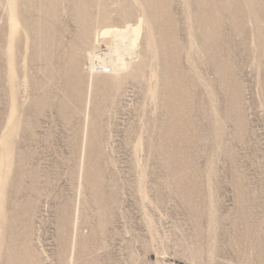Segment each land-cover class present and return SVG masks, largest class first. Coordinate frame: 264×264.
<instances>
[{"label":"rangeland","instance_id":"rangeland-1","mask_svg":"<svg viewBox=\"0 0 264 264\" xmlns=\"http://www.w3.org/2000/svg\"><path fill=\"white\" fill-rule=\"evenodd\" d=\"M24 1L29 48L17 37L9 60L0 30V264H70L74 226L72 264H264V0ZM108 28L143 64L116 103L97 92L83 161L87 77L69 59L87 39L104 57Z\"/></svg>","mask_w":264,"mask_h":264},{"label":"bare ground","instance_id":"bare-ground-1","mask_svg":"<svg viewBox=\"0 0 264 264\" xmlns=\"http://www.w3.org/2000/svg\"><path fill=\"white\" fill-rule=\"evenodd\" d=\"M28 1V0H27ZM41 1V0H40ZM43 1V0H42ZM87 1V0H86ZM93 1V0H92ZM101 1L102 0H95V2H96V8H97V11H98V14H100V13H102L103 12V8H104V6H103V4H101ZM141 1H144V4H145V6H146V3H145V0H141ZM25 1L24 0H0V8L2 9V17L0 18L1 19V21H0V30L1 29H6L7 30V32H8V40H7V44H6V46H5V48H6V52H7V54L9 55V60H10V58H12L11 56L13 55V52H14V48H15V39L17 38V37H20V38H25L27 41H26V44H25V46H26V48L25 49H28L29 48V35H28V33L26 32V29H27V27L26 26H24L23 25V13H22V10H21V8H22V5H24L25 3H24ZM38 2V1H37ZM61 2V1H60ZM146 2H148V1H146ZM31 3V2H30ZM57 3V0H44L43 2H40V5H39V14H41V11H45L46 13L45 14H49L50 12H51V7L53 6V5H55ZM75 3V2H74ZM84 3V2H83ZM93 3V2H92ZM102 3H104L105 5H106V3L105 2H102ZM141 3H143V2H141ZM27 4V3H26ZM39 4V3H38ZM89 4H91V3H89L88 1L87 2H85L84 3V8L86 9V8H89ZM29 5V4H28ZM92 5V6H93ZM130 5V4H129ZM149 5V4H148ZM154 5H156L155 3H154ZM62 6V5H61ZM68 6V5H67ZM138 6V5H137ZM69 7V6H68ZM95 7H94V10H95ZM108 7H109V4H108ZM107 6H106V8H108ZM59 8V7H58ZM92 8V7H91ZM111 8V7H110ZM74 9H75V7H74ZM77 10H78V8H77ZM89 10H91V9H89ZM30 11V10H29ZM59 11V10H58ZM73 11V10H72ZM87 11V10H86ZM147 11V13H145L144 14V16L145 17H143L144 18V24H145V26H147V27H149L150 28V26L151 25H153V24H151V23H153L155 20H153V18H154V16H156L159 12H158V10L157 9H154V10H152V9H149V11L148 10H146ZM79 12V11H78ZM107 12V11H106ZM52 13V12H51ZM77 14V13H76ZM89 14V13H88ZM162 14V13H161ZM253 14V13H252ZM82 15V14H81ZM104 15H106V14H103V16ZM43 16V15H42ZM46 16V15H45ZM74 16V15H73ZM97 16V15H96ZM193 16V15H192ZM238 16V15H237ZM85 17V16H84ZM106 18V17H105ZM40 19V18H39ZM42 19V18H41ZM80 19V18H79ZM97 19H99V18H97ZM150 19V20H149ZM43 20V19H42ZM49 20V19H48ZM91 20H93V19H91ZM100 20H101V18H100ZM142 20V19H141ZM153 20V22H151ZM237 20V19H236ZM35 21V20H34ZM37 21V20H36ZM46 21V20H45ZM77 21V20H76ZM81 21H83V19L81 20ZM98 21V20H97ZM143 21H142V23H143ZM146 21H147V23H146ZM157 21V20H156ZM39 22V21H38ZM43 22V21H42ZM50 22V21H49ZM80 22V21H79ZM87 22V21H86ZM194 22V21H193ZM45 23V22H44ZM47 23V22H46ZM81 23V22H80ZM101 23V22H100ZM222 23V22H221ZM32 24H34V22L32 23ZM37 24V23H36ZM43 24V23H42ZM105 24H107V23H105ZM198 24V23H197ZM35 25V24H34ZM38 25V24H37ZM44 25V24H43ZM47 25V24H46ZM98 24L95 22V23H93V31H91V33H93V34H97V27L100 25H98ZM103 25L104 24H101V26L103 27ZM50 26V25H49ZM197 26V25H196ZM38 27V26H37ZM36 27V28H37ZM47 27H48V25H47ZM155 27V26H154ZM51 28V27H50ZM82 28V27H81ZM87 28H88V26H87ZM92 28V27H91ZM104 28H106V27H104ZM145 28V27H144ZM156 28H158V27H156ZM90 29V28H89ZM146 29V28H145ZM5 30V31H6ZM29 29H27V31H28ZM49 30V29H48ZM87 30V29H86ZM97 30V31H96ZM103 30V29H102ZM40 31H43V29L40 27L39 29H38V32L40 33ZM80 31H83V33H85L84 31L85 30H82V29H80ZM88 31V30H87ZM90 31V30H89ZM88 31V32H89ZM100 31H101V29H100ZM158 31V30H157ZM162 31V30H161ZM32 32H34V31H32ZM31 32V33H32ZM46 32H47V30H46ZM53 32V31H52ZM159 32V31H158ZM205 32V31H204ZM99 33V32H98ZM117 32H115V31H113L112 29H105L104 31H102L101 32V35L104 37V38H102L104 41H105V44H107V47L105 48V51H103L104 52V57H102L101 58V54L102 53H99V52H92V51H90L88 54H87V56H85L84 55V53H85V51H87L86 50V48H85V46L87 45L88 47H89V45L87 44V40H83V46H82V48L80 47V50H82V51H80L79 49L77 50V51H75L76 53L74 54L73 53V55L70 57V59H69V63H71V66H72V70H73V72H74V74H82V73H84L85 74V76L87 77V86H85L84 88H86V92L84 91V93H85V107H83V108H85V110H82V111H85V123H84V130H83V138H82V142H84L85 144H84V146L82 147V153H81V158H82V160L83 161H85V159L87 160V155H88V153L86 154V149L90 146L89 144V146H87V142L88 141H90V140H92V138H91V136H92V134H91V136H90V134H88V126L90 125V121L91 120H93L92 118H91V110H92V108H93V111H92V113H94V111H95V109H94V107H95V105H97V102H96V94H97V92L98 91H103V92H105V95L106 94H108L109 96H111L112 97V95H114V97H113V100H114V103H116V101H117V98H118V95L121 93V92H123V91H121V90H123L122 88L124 87V84L126 83V81L127 80H130V79H132V78H136L139 74H140V69H141V66H142V64H143V59H141L140 58V60H139V62L138 61H134V59H136V58H138V57H140L139 56V53H140V50L138 49V48H135L134 46L133 47H127V48H124L123 50H121V51H119L118 50V46H119V35H117L116 34ZM151 33V32H150ZM48 34V33H47ZM46 34V35H47ZM54 34V33H53ZM155 34H156V32H155ZM159 34V33H158ZM157 35V34H156ZM156 35H154V31L150 34V36L152 37V39H153V41L154 42H152V45H148V47L150 48V49H152L153 51L152 52H154V59H155V61H156V59H157V53L159 52V49L160 48H164V46H165V52H166V47H167V44H164V46L162 45H158V46H160V48L156 45V43L157 42H155V41H157L156 39ZM160 35V34H159ZM31 36V35H30ZM37 35H35V37H36ZM40 36H41V34H40ZM79 36V35H78ZM83 36V35H82ZM88 36V35H87ZM99 36V34L97 35V37ZM45 37V36H44ZM53 37V36H52ZM81 37V36H80ZM84 37V36H83ZM37 38H39L38 36H37ZM49 38V37H48ZM94 38V37H93ZM99 38V37H98ZM161 39H162V37H160ZM31 39V38H30ZM36 39V38H35ZM38 40V39H37ZM78 40V39H77ZM150 40V39H149ZM163 40V39H162ZM93 41V40H92ZM95 41V40H94ZM94 41H93V43H94ZM159 41V40H158ZM46 42V41H45ZM49 42V41H48ZM96 42V41H95ZM98 42V41H97ZM102 42V41H101ZM160 42H161V40H160ZM164 42V41H163ZM163 42H162V44H163ZM203 42V41H202ZM81 43H82V40H81ZM167 43H169V42H167ZM201 43V42H200ZM35 44V43H34ZM157 44H159V42L157 43ZM169 44H171V43H169ZM39 45V44H38ZM82 45V44H81ZM174 45V44H173ZM202 45V44H201ZM45 46V47H44ZM47 46V44H42V46H41V48L43 49V47L44 48H47L46 47ZM49 46V45H48ZM72 46H74L73 44H72ZM106 46V45H105ZM50 47V46H49ZM171 47H173V46H171ZM78 48V47H77ZM0 49H1V51L2 50H4L3 48H2V46H0ZM37 49V48H36ZM91 49V48H90ZM170 48H168L167 50H169ZM104 50V49H103ZM138 51H139V53H138ZM5 52V51H4ZM5 52V53H6ZM151 52V51H150ZM163 52V51H162ZM40 53H42V51L40 52ZM48 54V53H47ZM162 53H160V55H161ZM169 54V53H168ZM44 55V54H43ZM159 55V56H160ZM164 55V54H163ZM162 55V56H163ZM162 56H160V57H162ZM101 58V59H96V58ZM153 57H152V59H153ZM5 59H6V57H5ZM159 59H161V58H159ZM169 59V58H168ZM26 60V59H25ZM166 60V59H165ZM158 62L157 63H159V60H157ZM167 61V60H166ZM165 61V63H167ZM170 61V60H169ZM7 62V61H6ZM14 62V61H13ZM161 62V61H160ZM10 63H12L11 61H10ZM10 63H9V67H11V69H12V66H14V65H10ZM165 63H163V64H161V65H165ZM221 63V62H220ZM7 64H8V62H7ZM171 64V63H170ZM155 66V65H154ZM166 66V65H165ZM159 67H161V66H159ZM163 67V66H162ZM167 67V66H166ZM218 67V66H217ZM158 68V67H157ZM163 69V68H162ZM164 69H165V67H164ZM163 69V70H164ZM13 70V69H12ZM11 70V71H12ZM158 69H155V70H150V72H149V74H148V76L152 79L153 77H157L158 76V71H157ZM163 70H161V71H163ZM166 70V69H165ZM164 70V71H165ZM14 71V70H13ZM12 71V72H13ZM68 71V70H67ZM168 71H170V70H168ZM72 73V72H71ZM162 73V72H161ZM162 74H164V73H162ZM161 74V75H162ZM166 74V73H165ZM223 74V73H222ZM12 75V74H11ZM73 75V74H72ZM10 76V75H9ZM26 76V75H25ZM71 76V75H70ZM13 77H15V76H13ZM76 77V76H75ZM79 77V76H78ZM159 77H160V75H159ZM158 77V78H159ZM162 77V76H161ZM167 77H168V75H167ZM80 78V77H79ZM166 79V78H165ZM168 79H170V78H168ZM172 79V78H171ZM224 79V78H223ZM167 80V79H166ZM166 80H162L164 83H165V81ZM76 82V81H75ZM82 83V82H81ZM77 84V83H76ZM84 84H85V82H84ZM68 85V84H67ZM79 85V84H78ZM81 85V84H80ZM79 85V86H80ZM83 85V84H82ZM166 85V84H165ZM181 85V84H180ZM78 86V87H79ZM84 86V85H83ZM175 86V85H174ZM69 87V86H68ZM67 87V88H68ZM157 87H159L158 86V84L156 83V85L154 86V87H152V90L153 91H151V94H153V95H155V93H156V89H157ZM162 87H163V84H162ZM168 87L170 88V86H167V89H168ZM80 88V87H79ZM160 88V87H159ZM166 88V87H165ZM74 89V88H73ZM76 89V88H75ZM162 89V88H161ZM161 89H159V90H161ZM171 89H173V88H170V90ZM69 90V89H68ZM84 90V89H83ZM83 90H81L82 92H83ZM170 90L168 89V92H170ZM81 91H79V93L81 92ZM158 91V90H157ZM163 91H165L164 89H163ZM69 92H71V91H69ZM78 92V91H77ZM231 92V91H230ZM101 93V92H100ZM163 93V92H162ZM99 94V93H98ZM169 94V93H168ZM232 94V93H231ZM69 95H72V94H69ZM102 95V94H101ZM152 95V96H153ZM75 96V95H74ZM81 96H83V93H82V95ZM107 96V95H106ZM106 96L104 97V100L106 99ZM123 96H125L124 95V93H123ZM167 96V95H166ZM170 96V95H169ZM77 97H79V96H77ZM110 97V98H111ZM120 97H122V96H120ZM71 98V97H70ZM83 98V97H82ZM73 99H74V97H73ZM101 99V98H100ZM107 99H109V98H107ZM76 100H77V98H76ZM119 100V99H118ZM231 100H232V98H231ZM84 101V100H83ZM82 101V102H83ZM98 101H100V100H98ZM107 101H109V100H107ZM162 101V100H161ZM171 101V100H170ZM80 102H81V100H80ZM105 102V101H104ZM166 102H168V101H166ZM171 102H173V101H171ZM99 103V102H98ZM113 103V102H112ZM237 103V102H236ZM63 104V103H62ZM103 104V103H102ZM163 104V103H162ZM162 104H161V106H162ZM232 104V103H231ZM83 105V104H82ZM104 105V104H103ZM112 105V104H111ZM170 106V105H169ZM233 106V105H232ZM237 107V106H236ZM239 107V106H238ZM65 108V107H64ZM96 108V107H95ZM101 107H99V108H97V109H100ZM108 108V107H107ZM13 109V108H12ZM11 109V110H12ZM97 109H96V112H97ZM179 109H180V106H179ZM230 109H231V107H230ZM67 110V109H66ZM70 110V109H69ZM106 110V109H105ZM105 110H103V111H105ZM176 110V109H175ZM183 110H185V109H183ZM71 111V110H70ZM100 111V110H99ZM225 111V110H224ZM63 112V111H62ZM66 112V111H65ZM68 112V111H67ZM174 112V111H173ZM178 112V111H177ZM69 113V112H68ZM72 113V112H71ZM102 113V112H101ZM100 113V114H101ZM230 113V112H229ZM103 114H105V113H103ZM183 114V113H182ZM13 115V114H12ZM68 115V114H67ZM172 115V114H171ZM228 115V114H227ZM177 116H179L178 114H177ZM234 116V115H233ZM92 117L94 118V114L92 115ZM95 117H96V114H95ZM104 117V116H103ZM172 117V116H171ZM13 118V117H12ZM97 118H98V116H97ZM101 117H99V119H100ZM227 118V117H226ZM103 119V118H102ZM96 120V119H95ZM239 120V119H238ZM170 121V120H169ZM176 121V120H175ZM91 126H90V128H92V127H95V124L97 125V121L96 122H94L95 124H93V122L91 121ZM173 123V122H172ZM239 123V122H238ZM174 125H175V123H173ZM240 124V123H239ZM12 125V124H11ZM171 125V124H170ZM14 127V126H13ZM173 127V126H172ZM182 127V126H181ZM180 127V128H181ZM97 128V127H96ZM176 128H178V127H176ZM172 130V129H171ZM181 131V130H180ZM172 133V132H171ZM89 136H90V138L91 139H89ZM95 136V135H94ZM173 137V136H172ZM89 139V140H88ZM91 142V141H90ZM157 142H159V141H157ZM93 143V142H92ZM83 145V144H82ZM181 145V144H180ZM87 147V148H86ZM92 148V147H91ZM98 148V147H97ZM176 148V147H175ZM96 149V148H95ZM89 149H87V151H88ZM172 150V149H171ZM177 150V149H176ZM7 151V150H6ZM157 151V150H156ZM175 152V151H174ZM168 155H169V153H168ZM173 156V155H172ZM7 157V156H6ZM90 158V157H89ZM95 159V158H94ZM173 161V160H172ZM3 162V161H2ZM175 162V161H174ZM86 163V162H85ZM1 164V163H0ZM6 164V163H5ZM3 165V164H2ZM84 165V164H83ZM169 165V164H168ZM85 166H86V164H85ZM87 167H89L88 165H87ZM2 169V168H1ZM8 169V168H7ZM83 170V169H82ZM87 170H88V168H87ZM96 171V170H95ZM82 172V171H81ZM84 172H86L85 170H84ZM83 172V173H84ZM84 174H86V173H84ZM84 174H82L83 176H84ZM98 175V174H97ZM81 176V175H80ZM2 177V176H1ZM87 177H89V175L87 176ZM5 178V177H4ZM84 179V178H83ZM88 179V178H87ZM96 179V178H95ZM94 179V180H95ZM98 179V178H97ZM96 179V180H97ZM100 180V179H99ZM175 180V179H174ZM101 181V180H100ZM81 182H83V181H81ZM3 183H4V181H3ZM85 183V182H84ZM84 183H82V184H84ZM97 183V182H96ZM94 184V183H93ZM98 185V184H97ZM3 186V185H2ZM83 186V185H82ZM91 186V185H90ZM99 187V186H98ZM91 191V190H90ZM95 191V190H94ZM81 192V191H80ZM98 192V191H97ZM1 193V192H0ZM88 193V192H87ZM6 195V194H5ZM93 195V194H92ZM80 196V195H79ZM83 196V195H82ZM92 198V197H91ZM99 199V198H98ZM5 200H6V198H5ZM82 200V199H81ZM1 204V203H0ZM94 204H97V203H94ZM78 205V204H77ZM82 205V204H81ZM76 206V205H75ZM78 206H76V208H75V210H74V218H75V220L77 219V217L79 216V213H80V211H79V209L77 208ZM80 208V207H79ZM102 210V209H101ZM1 213V212H0ZM82 213V212H81ZM85 214V213H84ZM2 215V213L0 214V240H1V243H0V252L1 251H3V249L4 248H6V246H5V241H4V236H3V225H2V223H1V217L3 216H1ZM82 215V214H81ZM102 215V214H101ZM8 216V215H7ZM83 217V216H82ZM68 218V217H67ZM73 218V217H72ZM80 218V217H79ZM105 219V218H104ZM3 220V219H2ZM76 222V221H75ZM101 222V221H100ZM4 224V223H3ZM88 224V223H87ZM5 226V225H4ZM77 229H79V228H77ZM77 229H76V226H74V233L72 234V242H71V244H70V264H72V262H73V257H74V254H76L75 252H76V250L78 249L76 246V241H77V239H76V237L77 236H79V233H78V235H77V233L75 232V231H77ZM29 233V232H28ZM93 235V234H92ZM95 235V234H94ZM8 237H9V235H8ZM11 237V236H10ZM14 237V236H13ZM10 239V238H9ZM16 239V238H15ZM18 239V238H17ZM16 239V240H17ZM13 240V239H12ZM76 240V241H75ZM24 241V240H23ZM9 243V242H8ZM79 243V242H78ZM77 243V244H78ZM81 243V242H80ZM23 245V244H22ZM35 247V246H34ZM91 247V246H90ZM8 248V247H7ZM19 249V248H18ZM32 249V248H31ZM81 249H82V247H81ZM100 249V248H99ZM24 250V249H23ZM84 250H86V249H84ZM91 252V251H90ZM83 253H85V255L87 254L86 252H83ZM92 253V252H91ZM96 253H98V252H96ZM78 254H79V251H78ZM81 254V253H80ZM90 254V253H89ZM95 254V253H94ZM1 256V255H0ZM93 256V255H92ZM98 256V255H97ZM75 257H77L76 255H75ZM91 257V256H90ZM80 258V257H79ZM97 258V257H96ZM0 259H1V257H0ZM84 259V258H83ZM76 260V259H75ZM78 260V259H77ZM80 260V259H79ZM90 260H92V259H90ZM93 260H96V259H93ZM97 261V260H96ZM89 262V261H88ZM87 262V263H88ZM92 262V261H91ZM94 262L95 261H93V264H94ZM90 263V262H89ZM88 263V264H89ZM77 264V263H76ZM79 264V263H78ZM92 264V263H91Z\"/></svg>","mask_w":264,"mask_h":264}]
</instances>
